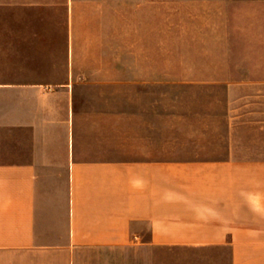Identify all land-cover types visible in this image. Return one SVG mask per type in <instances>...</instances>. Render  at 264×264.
Listing matches in <instances>:
<instances>
[{
	"label": "crops",
	"instance_id": "1",
	"mask_svg": "<svg viewBox=\"0 0 264 264\" xmlns=\"http://www.w3.org/2000/svg\"><path fill=\"white\" fill-rule=\"evenodd\" d=\"M218 4L264 14V0ZM8 29L0 46L21 62L0 64V264H264V152L243 145L249 121L228 111L216 149L163 148L191 135L147 117L157 89H75L69 41L64 80L35 76L29 52L49 45L48 25Z\"/></svg>",
	"mask_w": 264,
	"mask_h": 264
},
{
	"label": "rangeland",
	"instance_id": "2",
	"mask_svg": "<svg viewBox=\"0 0 264 264\" xmlns=\"http://www.w3.org/2000/svg\"><path fill=\"white\" fill-rule=\"evenodd\" d=\"M234 9L218 0H0V33L9 23L48 25L49 45L29 52L35 76L64 80L69 41L82 74L75 89H157L146 93L147 117L160 112L163 135H191L163 148H219L231 111L251 123L243 145L264 152V14ZM14 49L0 46L4 74L21 62L8 60Z\"/></svg>",
	"mask_w": 264,
	"mask_h": 264
}]
</instances>
